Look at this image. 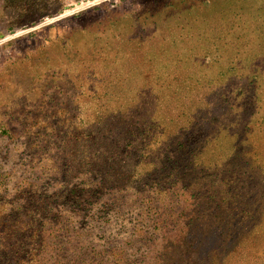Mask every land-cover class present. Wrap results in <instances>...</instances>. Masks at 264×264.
I'll list each match as a JSON object with an SVG mask.
<instances>
[{
    "label": "rangeland",
    "instance_id": "obj_1",
    "mask_svg": "<svg viewBox=\"0 0 264 264\" xmlns=\"http://www.w3.org/2000/svg\"><path fill=\"white\" fill-rule=\"evenodd\" d=\"M0 264H264V0H0Z\"/></svg>",
    "mask_w": 264,
    "mask_h": 264
}]
</instances>
